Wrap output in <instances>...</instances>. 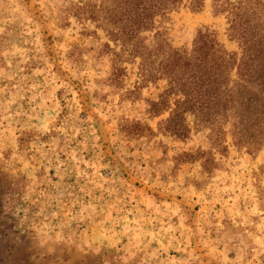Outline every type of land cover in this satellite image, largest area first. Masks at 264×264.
Returning <instances> with one entry per match:
<instances>
[{
  "label": "rangeland",
  "instance_id": "obj_1",
  "mask_svg": "<svg viewBox=\"0 0 264 264\" xmlns=\"http://www.w3.org/2000/svg\"><path fill=\"white\" fill-rule=\"evenodd\" d=\"M129 1L0 0V264H264V138L190 111L180 138L159 129L170 109L145 111L163 69L188 75L176 52L210 32L241 54L240 31L211 0L143 30ZM128 118L154 133L126 136Z\"/></svg>",
  "mask_w": 264,
  "mask_h": 264
},
{
  "label": "trees",
  "instance_id": "obj_2",
  "mask_svg": "<svg viewBox=\"0 0 264 264\" xmlns=\"http://www.w3.org/2000/svg\"><path fill=\"white\" fill-rule=\"evenodd\" d=\"M205 1L190 0V5L193 9H199L204 6ZM211 1L216 10L226 14L229 30L238 28L240 31L244 40L241 54L229 52L216 38H212L210 32L202 33L200 36L205 41L202 47H199L200 57L193 59L192 56L184 57L181 53H175L176 59L186 58L188 75L185 77L174 75L171 74V70L163 69L168 83L158 100L152 97L145 99L147 105L145 111L150 118H154L170 109L169 115L161 119L159 129L164 127L167 132L180 138L190 133V126L185 117L188 111L194 115L197 124L209 120L212 125L213 120L221 122V125L230 122L232 125L230 133L234 143L252 150L264 138V0ZM131 2L132 0L124 4L131 7ZM135 2V6L132 4V9L129 11L127 9L124 14L136 21L139 28L147 30L154 27L158 16L163 19L167 10L179 7L184 0H135ZM85 6V3L78 1L76 13L79 14V10ZM122 15L123 13L114 12L109 17L117 22L122 19ZM92 17L97 18L95 14H92ZM115 31L123 33L124 27L118 25ZM114 39H117L116 35ZM115 70L117 67H114L110 77L118 79L119 76L115 77ZM119 80L120 78L118 82ZM233 85H237V88H230ZM172 93L183 95V98L176 100V106L173 107L169 104ZM122 127L126 136L135 139L147 135L145 127L150 128L151 134L154 133L147 121L138 118L135 120L128 118ZM198 150L199 148L184 154L199 156ZM1 212H4V208Z\"/></svg>",
  "mask_w": 264,
  "mask_h": 264
}]
</instances>
